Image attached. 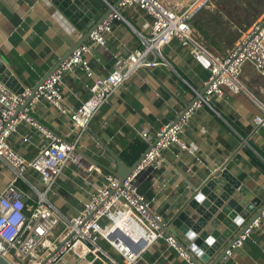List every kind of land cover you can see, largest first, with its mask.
I'll return each instance as SVG.
<instances>
[{
	"label": "crops",
	"instance_id": "0c3cea01",
	"mask_svg": "<svg viewBox=\"0 0 264 264\" xmlns=\"http://www.w3.org/2000/svg\"><path fill=\"white\" fill-rule=\"evenodd\" d=\"M93 2L99 11L108 10L106 0ZM121 12L125 21L113 22L107 45L97 46L90 58L93 75L88 76L85 70L79 69L76 74L64 76L60 85L64 103L70 108L77 109L90 97L91 84L113 70L117 55L127 57L141 47L139 33L149 31L151 17L137 6L122 8ZM193 23L196 34L215 53L225 54L235 45L234 42L226 45L213 35L204 19L194 17ZM224 26L229 28L232 22L227 19ZM82 33L53 0H0V56L25 88H35L54 70L82 39ZM162 54V64L141 68L129 78L82 133L77 148L86 164H95L103 172H118L117 162L111 160L113 154L129 172L149 146L141 132L154 137L165 123L175 120L190 104L194 90L204 91L209 60L193 57L177 39L166 45ZM243 77L255 83L256 94L264 100V77L259 76L252 64L244 66ZM211 105L213 108L208 105L199 108L184 128L182 138L188 150L173 146L164 151L165 161L151 167L137 181L152 210L166 222L212 172L225 164L242 184L254 189L264 200V127L255 132L252 124L260 107L247 93L229 91L222 98L213 97ZM30 113L52 133L69 142L79 136L70 118L46 101L36 104ZM10 141L19 155L31 160L42 147L44 137L31 125L22 123ZM27 175L33 184L42 188L36 172L29 171ZM13 176L10 168L0 162V192ZM103 182V175L69 164L50 200L63 213L75 215ZM19 184L28 189L24 183ZM138 264L189 263L176 248L160 239L143 253ZM218 264H264V214L260 226L253 229L245 244Z\"/></svg>",
	"mask_w": 264,
	"mask_h": 264
},
{
	"label": "built area",
	"instance_id": "2783aa9c",
	"mask_svg": "<svg viewBox=\"0 0 264 264\" xmlns=\"http://www.w3.org/2000/svg\"><path fill=\"white\" fill-rule=\"evenodd\" d=\"M107 5L112 7L108 1ZM209 0H121L103 23L65 59L33 93L25 88L16 93L0 82V162L13 172V179L0 192V256L10 264H138L143 253L160 239L166 240L193 262L166 236L161 224L164 218L152 210L149 199L140 191L137 181L143 172L165 161L164 151L178 146L188 150L182 138L184 128L195 112L208 105L213 97L222 98L226 91L247 93L260 107L252 118L255 132L264 127V100L256 94V85L243 77L244 66L250 63L259 76L264 77V16L254 23L225 54L215 53L194 30L195 12L208 7ZM137 6L150 17V29L140 34L141 47L127 57L116 56L113 70L104 78L98 77L90 86L91 95L77 109L64 103L61 83L66 74L79 69L93 75L90 58L97 46L107 45L114 20H124L122 8ZM177 39L195 58L210 61L209 77L204 94L194 90V98L178 113L175 120L165 123L154 137L141 132L149 146L136 169L123 181L114 172H103L95 164H86L77 145L103 105L111 101L116 90L141 68L163 63V48ZM154 56L153 59L150 57ZM161 58V61L159 60ZM33 93L30 104L20 110ZM56 107L70 118L79 136L74 142L55 135L39 123L30 110L41 101ZM22 123L31 125L43 137L44 143L31 159L19 155L11 145V138ZM69 164H76L87 172L103 175L104 182L75 215H67L50 200L55 186ZM36 172L42 188L33 184L28 172ZM24 183L28 190L20 186ZM256 220L227 250L226 257L234 254L250 238ZM73 258V263L69 261Z\"/></svg>",
	"mask_w": 264,
	"mask_h": 264
},
{
	"label": "water",
	"instance_id": "95a60500",
	"mask_svg": "<svg viewBox=\"0 0 264 264\" xmlns=\"http://www.w3.org/2000/svg\"><path fill=\"white\" fill-rule=\"evenodd\" d=\"M106 1L111 3L112 7L107 5L108 10L101 12L93 0H53L54 4L83 32V37L55 69L48 72L33 88V93L75 49L88 41L91 33L109 17L113 9H118L121 0L116 3H112L111 0ZM0 82L18 94L25 91V87L7 67L1 56ZM33 93L24 104H21L20 110L25 109L30 104ZM96 140L108 149L98 138ZM111 160L117 162L119 170L114 174L122 181L139 164L138 162L130 168L129 172H126L121 161L113 154ZM148 170L150 168L145 170L143 174L147 173ZM263 214V198L256 195L254 189L242 184L241 180L232 174L225 164L220 170L217 169L212 172L174 213L173 217L168 222L165 220L161 224V228L166 236H170L176 241L178 247L193 262L218 264L227 260V250L256 220L261 221ZM0 264L10 263L0 256Z\"/></svg>",
	"mask_w": 264,
	"mask_h": 264
},
{
	"label": "rangeland",
	"instance_id": "374dc122",
	"mask_svg": "<svg viewBox=\"0 0 264 264\" xmlns=\"http://www.w3.org/2000/svg\"><path fill=\"white\" fill-rule=\"evenodd\" d=\"M205 5L208 7L195 12V18L204 19L212 34L226 45L228 42L235 44L242 36L241 31L246 32L264 16V0H209ZM227 19L232 22L229 28L224 26ZM69 261L73 263L74 260L69 258Z\"/></svg>",
	"mask_w": 264,
	"mask_h": 264
},
{
	"label": "trees",
	"instance_id": "16d2710c",
	"mask_svg": "<svg viewBox=\"0 0 264 264\" xmlns=\"http://www.w3.org/2000/svg\"><path fill=\"white\" fill-rule=\"evenodd\" d=\"M25 189V188H24ZM26 190H28L27 188H26Z\"/></svg>",
	"mask_w": 264,
	"mask_h": 264
}]
</instances>
